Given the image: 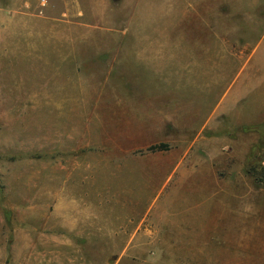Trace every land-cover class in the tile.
Instances as JSON below:
<instances>
[{"label": "rangeland", "instance_id": "obj_1", "mask_svg": "<svg viewBox=\"0 0 264 264\" xmlns=\"http://www.w3.org/2000/svg\"><path fill=\"white\" fill-rule=\"evenodd\" d=\"M232 6L0 0V264H264V72L226 97L264 10Z\"/></svg>", "mask_w": 264, "mask_h": 264}, {"label": "crops", "instance_id": "obj_2", "mask_svg": "<svg viewBox=\"0 0 264 264\" xmlns=\"http://www.w3.org/2000/svg\"><path fill=\"white\" fill-rule=\"evenodd\" d=\"M239 8L242 10H248V11L264 10V0H244V6L239 7ZM234 9L237 10L238 8L237 7L234 8L232 6V10H234ZM240 9H238V10H240ZM139 39H140V41H138V42H141V40H142L141 37ZM138 50H139L138 52L140 54L144 55L146 58L155 57L157 59H159L161 57H165V56H167V54L171 55L173 53V51H170V50H147V49H141V48H139ZM250 59H251V63H250V60H248V61L246 60V62H244L242 69L240 70L239 74L234 79L233 83L231 82L230 89L228 91V94L226 95V97L230 96V98L228 100V103H230V104H227L228 106H230V108H232V102H234L236 100L237 91H238L237 86L243 81V79L245 82L244 76L246 77V74L249 73V71H252L253 67L261 68L262 72H264V36L258 41L257 45L252 50V53L250 54ZM257 62H261L262 64L253 66V63H257ZM222 105L223 104L218 105V109H220V112L219 113H213L212 115L207 117V119L205 121H203V124H205L210 119H213V120L217 119L220 116L219 114L221 113L222 110L229 112L230 108H228V109L224 108ZM231 112H232V110H231ZM162 151H164V150H162ZM83 166H85L84 167V170H85L84 178L87 179L88 178V170L91 169V167H90L91 165L85 163V165H83ZM183 166H185V163H183L182 161L177 162L176 165H174L172 162L156 163L155 169L160 170V171H168V175L166 174V172L164 173L166 175L164 177V181L163 182L161 181L162 184H160L159 188L161 186L163 187V185H165V183L168 181V179H171V175H170L169 171H172L173 169H181ZM78 176H80V174H78ZM90 187L91 186H88V185H86V186L81 185V184L77 185V188H76V191H77L76 197L77 198H75L76 200L74 202V205H75L74 209L76 212V215H74L75 216L74 217L75 223H77L81 220V221H84V224H86V225L87 224H92V225L94 224V218L95 217L92 213L90 214L91 209L89 208V200H90L89 198H90V195H92L93 192L94 191L96 192L97 190L94 187H91V188ZM174 200H175L174 196L172 197L171 195H167L165 197L164 203H169V202L174 201ZM165 206L168 209L169 205H165ZM163 219H165V218H163ZM161 220H162L161 218L157 217L154 222L156 225L162 226L163 224L161 223ZM165 223H168V222H165ZM179 223H181V222H179ZM173 225H174L173 222H171V223L163 225V226L169 227V226H173ZM139 226H141V223L137 224V227H139ZM186 228H187V230H183L182 233L193 232L189 226H186ZM135 231H137V229Z\"/></svg>", "mask_w": 264, "mask_h": 264}, {"label": "trees", "instance_id": "obj_3", "mask_svg": "<svg viewBox=\"0 0 264 264\" xmlns=\"http://www.w3.org/2000/svg\"><path fill=\"white\" fill-rule=\"evenodd\" d=\"M252 129H258L261 132H264V126H258V127L253 126ZM169 148H170V145L168 143H164V142L159 143V144H154V145L149 147V149L152 151L167 150Z\"/></svg>", "mask_w": 264, "mask_h": 264}, {"label": "built area", "instance_id": "obj_4", "mask_svg": "<svg viewBox=\"0 0 264 264\" xmlns=\"http://www.w3.org/2000/svg\"><path fill=\"white\" fill-rule=\"evenodd\" d=\"M41 6H46L48 4V0H40Z\"/></svg>", "mask_w": 264, "mask_h": 264}]
</instances>
